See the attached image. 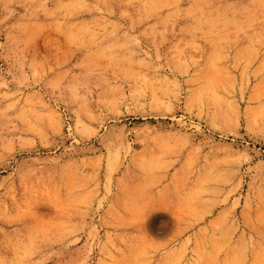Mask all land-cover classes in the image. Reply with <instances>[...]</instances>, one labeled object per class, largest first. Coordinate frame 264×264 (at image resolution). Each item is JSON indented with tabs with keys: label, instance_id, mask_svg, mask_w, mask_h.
I'll use <instances>...</instances> for the list:
<instances>
[{
	"label": "rangeland",
	"instance_id": "1",
	"mask_svg": "<svg viewBox=\"0 0 264 264\" xmlns=\"http://www.w3.org/2000/svg\"><path fill=\"white\" fill-rule=\"evenodd\" d=\"M263 20L0 0V264H264Z\"/></svg>",
	"mask_w": 264,
	"mask_h": 264
},
{
	"label": "bare ground",
	"instance_id": "2",
	"mask_svg": "<svg viewBox=\"0 0 264 264\" xmlns=\"http://www.w3.org/2000/svg\"><path fill=\"white\" fill-rule=\"evenodd\" d=\"M70 1V0H69ZM256 3V2H255ZM257 4V3H256ZM255 4V5H256ZM123 5V4H122ZM136 5H137V2H136ZM253 6V5H252ZM139 9V8H138ZM259 9V8H258ZM61 10V9H60ZM65 11V10H64ZM262 11V10H261ZM98 14V13H97ZM144 14V13H143ZM264 21V20H263ZM260 23H261V21H259ZM259 22H258V24H259ZM262 25V24H261Z\"/></svg>",
	"mask_w": 264,
	"mask_h": 264
}]
</instances>
